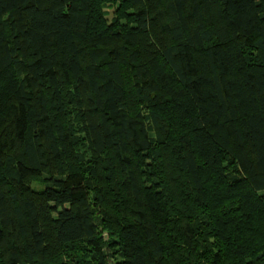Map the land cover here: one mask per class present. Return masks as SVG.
I'll return each mask as SVG.
<instances>
[{"label": "trees", "instance_id": "obj_1", "mask_svg": "<svg viewBox=\"0 0 264 264\" xmlns=\"http://www.w3.org/2000/svg\"><path fill=\"white\" fill-rule=\"evenodd\" d=\"M0 264H264V0H0Z\"/></svg>", "mask_w": 264, "mask_h": 264}]
</instances>
